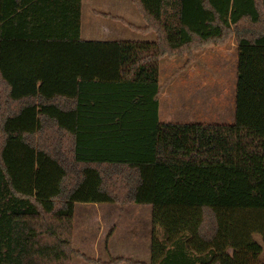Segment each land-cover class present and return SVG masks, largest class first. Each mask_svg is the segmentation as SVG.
<instances>
[{"label":"trees","instance_id":"16d2710c","mask_svg":"<svg viewBox=\"0 0 264 264\" xmlns=\"http://www.w3.org/2000/svg\"><path fill=\"white\" fill-rule=\"evenodd\" d=\"M68 1L0 0V264H145L75 250L77 202L151 205L150 264H263L264 0H133L154 41L83 40ZM232 40L234 121L161 122L162 58Z\"/></svg>","mask_w":264,"mask_h":264},{"label":"rangeland","instance_id":"374dc122","mask_svg":"<svg viewBox=\"0 0 264 264\" xmlns=\"http://www.w3.org/2000/svg\"><path fill=\"white\" fill-rule=\"evenodd\" d=\"M131 15L125 19L137 26L145 25L143 17L137 10L135 14ZM84 21L85 25L88 26L93 24L95 27L99 23V25H107L110 28H114L115 26L122 28L120 33L117 29L116 34H114V31H111L101 35V39L105 40L154 41L156 38L153 32L143 33L137 31L114 17L92 18L86 15ZM237 64L238 50L234 40L223 46L204 49L198 54L196 61L191 65H186L185 58L163 57L160 63L161 98L159 102L162 121L232 123L235 119ZM81 204L84 205L85 203ZM79 206L77 209L78 214L76 217L74 216V236L76 235L78 237V242L81 244L82 230L88 228L90 234H93L97 226L94 218L86 219L82 216L88 210L93 211V209L79 208ZM144 207H150L152 209L151 206L144 205ZM146 210V208L140 210V214L142 215ZM134 220L132 218L126 219L124 220L126 224L119 227H123L121 230L124 232L130 229V227H133L132 231H134L135 226L133 224L131 225V221ZM138 221H140V226L142 224L141 227L146 232L149 228V226L147 228L148 221L145 218L143 219V216H140V220ZM152 225L153 222L151 224V232H153L152 227L154 230V225ZM117 227L115 226V229ZM136 229V232H140V230ZM74 236V249L84 254L74 244ZM256 238L263 244L260 235H256ZM118 240L121 241L120 239ZM129 247H126L124 250L132 251L133 249L129 250ZM84 252L87 253L86 251ZM88 255L86 257L96 260L93 254ZM261 261L264 264V252L261 255ZM71 264L95 263L80 255H74Z\"/></svg>","mask_w":264,"mask_h":264},{"label":"crops","instance_id":"0c3cea01","mask_svg":"<svg viewBox=\"0 0 264 264\" xmlns=\"http://www.w3.org/2000/svg\"><path fill=\"white\" fill-rule=\"evenodd\" d=\"M67 5L69 6L67 14V20H69V23L72 22V18H75L77 11L80 10V33L83 40H105L101 39L100 36L111 31H114V34H116L117 29L120 33L122 29L120 26L110 28L107 25H99V23L96 24L95 27L93 24L89 26L85 25L84 18L86 15H89L92 18H118L123 23H125V25H127L126 22H129L125 18L132 16L131 14H135L136 10L141 15L133 0H81L79 5L77 0H69ZM78 62H80V60H78ZM159 119L161 122H165L162 121V117L160 116V106ZM78 203L79 202L75 204L74 216L76 217L78 214V205H80L79 208L83 207L86 209H93V211L88 210L82 216L86 219L94 218L97 226L96 231L93 234H90L88 228L82 230L81 244L78 242V237L76 235L74 236V244H76V247H78L81 252L86 255L93 254L96 257V260H100L102 262H109L113 258L124 257L130 258L140 263H151L153 239V232H151V224L153 222V207L151 205L116 202H81L85 203L84 205ZM144 205L151 206L152 209L150 207H144ZM145 208L147 209L146 212L141 215L140 210ZM133 214L136 217L132 216ZM140 216H143V219L145 218L148 221L147 228L148 226L149 228L146 232L141 227L142 224L140 226V221H138L140 220ZM130 218L135 219L134 221H131V225L133 224L135 226L134 231H132L133 227H130V229L124 232L121 230L123 227L120 228L119 226L126 224L124 223V220ZM115 226L118 227L115 229ZM135 228L140 230V232H136ZM114 241L116 242L112 243ZM128 246H130L129 250H133L125 251L124 249ZM121 248H123V250H121ZM84 251L90 253L87 254Z\"/></svg>","mask_w":264,"mask_h":264}]
</instances>
